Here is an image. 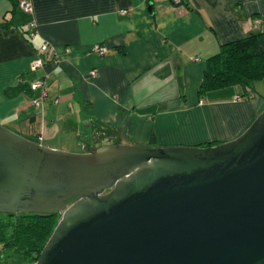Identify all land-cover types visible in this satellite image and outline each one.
Segmentation results:
<instances>
[{"label": "crops", "instance_id": "crops-1", "mask_svg": "<svg viewBox=\"0 0 264 264\" xmlns=\"http://www.w3.org/2000/svg\"><path fill=\"white\" fill-rule=\"evenodd\" d=\"M30 1L27 13L17 0H0V123L29 140L86 149V131L95 149L106 137L158 148L217 146L264 114L253 90L239 102L241 88L200 94L207 62L223 45L264 32V0ZM43 44L56 57L32 71ZM37 79L48 88L41 108L32 106L36 93L6 95Z\"/></svg>", "mask_w": 264, "mask_h": 264}, {"label": "water", "instance_id": "water-1", "mask_svg": "<svg viewBox=\"0 0 264 264\" xmlns=\"http://www.w3.org/2000/svg\"><path fill=\"white\" fill-rule=\"evenodd\" d=\"M55 213L35 264H264V114L217 146L79 154L0 123V214Z\"/></svg>", "mask_w": 264, "mask_h": 264}, {"label": "trees", "instance_id": "trees-1", "mask_svg": "<svg viewBox=\"0 0 264 264\" xmlns=\"http://www.w3.org/2000/svg\"><path fill=\"white\" fill-rule=\"evenodd\" d=\"M182 4H186L185 0H182ZM257 82L264 83V32L223 45L220 52L207 62L200 94L203 96L241 88L244 90L242 97L245 98L251 90L255 91ZM31 92L35 94L31 85L21 81L15 88L7 90L6 95L16 97ZM152 140L154 142V137ZM213 145L216 144L200 147ZM61 216V213L0 214V264H35Z\"/></svg>", "mask_w": 264, "mask_h": 264}, {"label": "built area", "instance_id": "built-area-1", "mask_svg": "<svg viewBox=\"0 0 264 264\" xmlns=\"http://www.w3.org/2000/svg\"><path fill=\"white\" fill-rule=\"evenodd\" d=\"M175 5H181L182 0H170ZM19 7L27 12L31 13L33 11V6L30 0H19ZM259 24V22H257ZM32 31L30 32L29 36L30 39L33 40L36 37V24H31ZM93 52L98 53L101 56H104L106 54V49L96 45L93 47ZM56 55V51L52 46L49 44H43L40 49L37 51V54L34 58V60L31 63V70L37 71L41 67L44 66V64L47 61L54 60ZM92 76L96 75V72L93 71ZM32 90L36 93V96L32 99V106L34 108H41L43 105V102L47 99L48 93H47V83L44 79H37L31 84ZM243 99L242 96H237L234 98L235 102H239ZM58 103V100L55 102Z\"/></svg>", "mask_w": 264, "mask_h": 264}, {"label": "rangeland", "instance_id": "rangeland-1", "mask_svg": "<svg viewBox=\"0 0 264 264\" xmlns=\"http://www.w3.org/2000/svg\"><path fill=\"white\" fill-rule=\"evenodd\" d=\"M255 91L260 95V97L264 98V83L263 82H257L255 84ZM258 94H257V96H259ZM85 132L86 131L82 132V136L80 137V139H82V140L83 139L90 140L88 142L89 146L86 149H83V148L79 147L75 143H69V144H67L65 146V148H64L65 150H61V151H64V152H67V153L79 154V153H83L84 151H90L91 149H95L96 141H91L93 133H87V132L85 133ZM111 139H113V137H109L108 140H111ZM101 141H103V140H101ZM114 142H117V141H114ZM100 143L102 145V142H100ZM173 147H186V146H173ZM152 148H158V147H152ZM168 148H172V147H168Z\"/></svg>", "mask_w": 264, "mask_h": 264}, {"label": "flooded vegetation", "instance_id": "flooded-vegetation-1", "mask_svg": "<svg viewBox=\"0 0 264 264\" xmlns=\"http://www.w3.org/2000/svg\"><path fill=\"white\" fill-rule=\"evenodd\" d=\"M108 139L109 137H106L103 139L101 147L118 145L117 142H114V139H111V140H108Z\"/></svg>", "mask_w": 264, "mask_h": 264}]
</instances>
